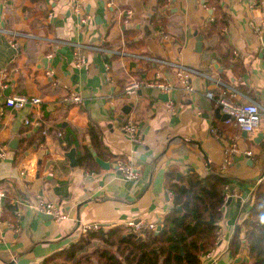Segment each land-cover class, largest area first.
<instances>
[{"label": "crops", "instance_id": "crops-1", "mask_svg": "<svg viewBox=\"0 0 264 264\" xmlns=\"http://www.w3.org/2000/svg\"><path fill=\"white\" fill-rule=\"evenodd\" d=\"M72 1L0 0V141L8 146L7 155L0 158V188L6 192L0 216V264H40L76 243L88 223L129 229L130 221L143 220L158 227L172 206L166 171L171 167L199 175L211 168L218 171L232 135L252 155H234L224 173L231 179V188L218 221L219 238L201 264L246 259L245 245L235 257L228 246L236 225L248 216L257 181H264V151L260 154L257 147L260 142L264 145V118L255 133L243 136V131L226 128L216 118L217 107L204 93L217 94L227 87L235 93L232 100L255 101L264 115L263 44L253 28L264 22V3L220 0L229 22L224 29L226 41L214 47L217 41L206 40L200 31L212 14L201 0H170L163 7L159 0H115L112 5L107 0H82L90 17L87 23H80ZM128 10L132 16L126 22ZM158 14L167 19L164 30L154 28L152 19ZM146 22L151 26L148 36L142 28ZM128 31L132 33L127 35ZM195 31L204 37L201 53L193 52ZM77 43L86 46L80 51L83 64H77ZM226 51L231 59L224 57ZM237 58L238 69H244L239 75L232 71ZM152 59L197 71L190 77L194 92L176 88L169 94L174 113L156 89L144 87L133 96L125 93L131 81H150L156 73L176 81L172 67ZM69 92L81 95L82 103H64ZM16 94L39 97L41 104L6 107L5 99ZM129 104V113L120 119ZM130 121L138 127L137 141L122 129ZM90 126L97 128L112 155L137 168V179L124 178L115 164L99 171L70 165L65 153L72 148L77 161L85 147L95 150ZM65 130L73 131L78 148L63 149ZM259 133L262 138L255 142ZM15 138L19 143L13 150L10 143ZM29 138L34 141L26 147ZM39 197L57 204L68 218L56 220L49 215L52 219H45L47 214L31 209L30 203ZM11 203L16 219L4 220L5 207Z\"/></svg>", "mask_w": 264, "mask_h": 264}, {"label": "trees", "instance_id": "trees-1", "mask_svg": "<svg viewBox=\"0 0 264 264\" xmlns=\"http://www.w3.org/2000/svg\"><path fill=\"white\" fill-rule=\"evenodd\" d=\"M148 1L143 0L144 3ZM169 1L159 0V6L163 7ZM203 1L204 5L212 10V14L200 31L206 40H215L214 44L217 41L214 45L217 47L220 41H226L224 29L228 26L229 18L220 0ZM263 3L264 0H255L256 6ZM152 21L155 29H165L167 19L162 15L158 14ZM129 32L132 33L128 31L126 34ZM223 54L225 58L231 56L228 51ZM239 62L237 58L232 63L235 75L244 71L242 67L238 69ZM227 64L230 66L231 62L228 60ZM224 125L227 128L228 125ZM88 131L91 144L99 157L110 164H115L117 160L125 162L124 157L114 156L108 151L96 127L90 126ZM33 141L34 139L29 138L26 147L32 145ZM61 141L67 142L63 147L65 151L74 146L79 147L73 131L65 130ZM257 147L260 154L263 153V143L260 142ZM24 148L22 146L21 150ZM78 163L85 170H101L88 147L79 153ZM165 185L171 192L172 206L164 215L157 234L156 230H145L141 234L142 239L138 240L129 236L131 231L123 226L89 231L76 243L51 255L40 264H57L60 261H63V264H201V258L216 245L218 221L222 216L224 204L223 197L225 189L231 185V179L215 168L199 175L194 171L180 172L171 167L165 173ZM179 206L181 208H178ZM5 209L4 220L16 219V208L13 203L7 205ZM210 218L212 222L206 223L205 221ZM243 245L246 248V259L234 264H264V181L257 184L252 192L248 216L236 225L228 249L235 257Z\"/></svg>", "mask_w": 264, "mask_h": 264}, {"label": "built area", "instance_id": "built-area-1", "mask_svg": "<svg viewBox=\"0 0 264 264\" xmlns=\"http://www.w3.org/2000/svg\"><path fill=\"white\" fill-rule=\"evenodd\" d=\"M115 0H107L109 5H112ZM255 3V0H253ZM72 11L78 16L80 23H87L90 17L85 14V5L82 0H73L71 3ZM132 16V12L128 10L125 15V21L128 22L130 17ZM264 26V22L259 25H253L254 31L257 34H260L262 28ZM76 47L75 56L77 58V64H83L85 59L81 56V48L86 47L83 44H74ZM97 50H103L100 47H95ZM154 62H159L163 65H168L172 67L175 71L176 81H166L162 78L160 73H156L155 78L150 81H140L133 80L125 87V93L128 96H133L138 93L139 90L144 87L153 88L159 91L160 93L169 94L176 88H179L183 92L191 93L194 92V87L190 83V77L193 74H196L197 71L191 67L185 66L181 63H176L172 61L162 60V59H152ZM52 74V71L49 72ZM217 83H219L217 81ZM235 95L234 91L231 89L223 88L220 89L219 93L215 94L213 91L207 90L204 93V96L213 102V104L219 108L221 114L227 115V118L223 120V122L229 125L231 128L238 129L239 131H244L247 134H253L258 129L261 122V107L255 101L248 100L247 102H236L231 99V96ZM83 101L81 95L75 92H69L63 98L64 103H73V104H81ZM170 112H175V107L173 105L172 100L168 98L165 102ZM41 104V99L36 96L29 95H11L5 99V106L21 109L26 107L27 105L39 106ZM200 113V112H198ZM264 113V109H263ZM27 123H30L27 121ZM123 131H125L132 140L137 141L138 135V127L132 121L124 124L122 126ZM212 134L217 135V131L215 129H211ZM8 146L3 144L0 141V158H4L7 155ZM239 155L251 156V150H242L238 145V137L232 135L229 137V142L224 146L223 149V159L222 163L219 167V172L224 174L227 167L232 163V157ZM115 167L117 171L126 179H137L139 177V171L136 167L130 162L125 163L122 160H117L115 163ZM261 182V179L257 181L256 185ZM228 187L225 189L223 201L225 202L227 195ZM6 196V192L4 189L0 188V216L4 210V199ZM31 209L36 212L51 215L56 220L67 219L68 215L55 203L46 201L45 199L39 197L34 203H30ZM127 227L130 231L136 232L138 234H142L145 230H156L157 225L155 223H147L146 221H130L127 224ZM102 226L97 223H88L82 226L83 233H87L89 231H97L101 229ZM219 238V234L217 235V239ZM210 253H207L205 256H209ZM234 264V263H230Z\"/></svg>", "mask_w": 264, "mask_h": 264}, {"label": "water", "instance_id": "water-1", "mask_svg": "<svg viewBox=\"0 0 264 264\" xmlns=\"http://www.w3.org/2000/svg\"><path fill=\"white\" fill-rule=\"evenodd\" d=\"M201 3L203 4L204 1L201 0ZM210 13H211V10H210ZM149 20V19H148ZM0 21H1V17H0ZM143 30L146 32L145 35L148 36L151 34V26H150V23L149 22H146L143 26H142ZM260 37H261V41H262V44H263V48H262V51L261 53L264 54V26L262 28V31L260 33ZM205 48V42H204V37L202 35L201 32H198V31H195L194 32V47H193V52L195 53H201L203 51V49ZM43 62H47V59L45 57H43ZM47 66V65H46ZM169 98L168 94L166 93H160V99H162L163 101H167ZM132 104H129V105H126L123 109H122V114L120 116V119L124 118L126 114L129 113V109L131 108ZM215 116L217 119H220V120H225L227 118V115L225 114H221L220 111H219V108H216L215 109ZM243 136H246V132L243 131ZM262 138V134L259 133L257 134V136L254 138V141L255 142H258V140ZM18 143H19V139L18 138H15L11 141L10 143V148L15 150L18 148ZM200 151H201V148H199ZM202 152V151H201ZM91 153L92 155L95 157L97 163L102 166L104 169H109L110 168V163L109 162H106L102 159H100L98 156H97V153L94 149H91ZM203 153V152H202ZM66 157L69 159L70 161V165L72 167H76L78 165V161H77V151H76V148H72L71 150H69L68 152L65 153ZM203 156H204V160L205 162H207V158L206 156L204 155L203 153ZM235 161H237V159L235 158L234 159ZM249 164H251L250 162V159H249ZM178 178V176H177ZM231 188V187H230ZM178 208H181L180 206ZM43 217L45 219H52L51 216L49 215H43ZM206 223H210L212 222V218H210L208 221H205ZM160 228L161 226L159 225L156 229V234L160 231ZM129 236L131 237H135L137 238L138 240H141L142 239V235L136 233V232H130L128 234ZM240 261V258H236L235 260V263Z\"/></svg>", "mask_w": 264, "mask_h": 264}, {"label": "rangeland", "instance_id": "rangeland-1", "mask_svg": "<svg viewBox=\"0 0 264 264\" xmlns=\"http://www.w3.org/2000/svg\"><path fill=\"white\" fill-rule=\"evenodd\" d=\"M261 118L263 119V118H264V115H262ZM262 119H261V120H262ZM90 251H92V249H91ZM90 251H89V252H90ZM60 262H61V261H60Z\"/></svg>", "mask_w": 264, "mask_h": 264}]
</instances>
